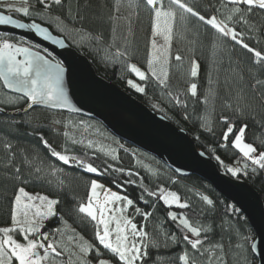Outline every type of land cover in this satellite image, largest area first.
<instances>
[{
    "label": "snow or ice",
    "instance_id": "1",
    "mask_svg": "<svg viewBox=\"0 0 264 264\" xmlns=\"http://www.w3.org/2000/svg\"><path fill=\"white\" fill-rule=\"evenodd\" d=\"M66 2L20 0L17 6L0 0V8L32 19L31 23H23L12 15L0 13V25L29 29L45 40L63 44L64 40L54 37L49 27L35 22V17L47 16L50 26L55 25L61 33H67L65 39L75 34L81 43L94 44L98 53H104L105 59L122 64L139 81L145 82L142 85L132 79L127 81L136 92L146 93V85L154 80L164 90L169 103L185 110L190 100L193 105H203L204 115L200 120L205 130L213 132L215 120L221 121L225 126L222 146L230 143L242 156V165L238 161L237 166L227 167L232 176L248 175L249 162L253 174L264 170V138L257 137L251 143L245 138L248 121L256 122L257 115H264V48L257 46L262 42L257 37L264 38V0H216L215 4L209 2L211 11L208 13H203L195 2L189 4L188 0H129L126 8L122 0H116L109 17L113 27L108 38L82 25L77 27L74 21H83V17L79 11L73 16L70 7L66 15H53V10ZM142 6L147 8L151 20L143 70L130 62L133 52L129 40V36H134L133 15L138 20L137 10ZM193 19L197 23H193ZM120 21L127 24L123 35H118ZM177 25L181 28L179 36ZM177 38L188 40V46L173 52ZM253 40L256 45L251 43ZM14 41L10 33L0 32V81L4 88L19 95L6 93L0 103L17 105L23 101L28 109L43 105L79 111L64 87L63 62L56 60L47 48L42 49L44 55L32 50L40 45L24 46L28 43L24 37ZM236 46L251 54L250 57L235 56ZM198 49L210 51L211 56H204L203 51L197 56ZM173 60L184 84L183 88L175 90L171 85ZM202 70L203 85L199 81ZM217 102L222 112L214 118ZM152 106L164 111L160 103ZM188 118L185 111V119ZM27 123L32 126L31 121ZM62 123L58 119L52 121L53 126ZM68 126L64 124V128ZM260 127L264 128V120L260 121ZM31 135L38 137L50 157L64 165L74 163L87 173L100 175L107 174L110 169L125 171L108 165L101 172L92 163L66 154L67 148L57 150L38 125L33 127ZM63 135L69 137V132L64 131ZM18 138V126H0V204L4 205L6 213V219L0 223V264H255L258 244L254 236L228 225L227 242L213 239L215 228L223 233L225 226L223 222L219 225L206 222L211 209L182 201L176 191L163 186L156 191L143 187L139 201L155 208V203L146 199L147 196L162 201L169 208L176 206L188 210L167 211L164 222L156 219L154 212L139 207L128 195L112 191L95 179L88 184L86 199L73 197L69 202L65 180L61 178L63 169L47 163L46 157L35 149L29 151L14 143ZM71 140L73 144L83 143V140ZM88 146L92 147L93 141L89 140ZM100 150L113 160L117 159L116 149L102 146ZM127 174L139 176L138 172L128 171ZM125 183L135 184L136 181L129 179ZM37 185L43 190L29 191ZM200 200L213 206V200L207 195H201ZM236 211L233 208V212ZM137 216L141 218L139 222ZM167 221L172 222L175 230L166 227ZM81 224L85 228H81ZM88 224L93 229L91 238L84 235ZM233 235L238 239L234 240ZM261 256L264 257V251Z\"/></svg>",
    "mask_w": 264,
    "mask_h": 264
},
{
    "label": "trees",
    "instance_id": "2",
    "mask_svg": "<svg viewBox=\"0 0 264 264\" xmlns=\"http://www.w3.org/2000/svg\"><path fill=\"white\" fill-rule=\"evenodd\" d=\"M116 0H67V2L62 7H57L53 10V15L60 14L66 15L67 10L70 7L72 15L76 16L79 11V15L83 17V21L77 19L74 21L77 27L81 25L90 29L93 33H102L105 38H108L111 34V29L113 27V22L110 21L109 17L112 14V8ZM123 4L126 5L129 0H122ZM197 3L201 8L203 13H208L211 11L208 8L209 2L215 4L216 0H188L189 4ZM39 7L38 5L36 6ZM139 13V19H136V16L133 15L132 18V29L134 36H129L131 42V50L133 56L130 62L136 63L143 69L146 68V58L148 51V37L150 36V15L145 7H141L137 10ZM0 13H5L8 15L15 16L23 21L32 22V19L24 17L22 14L15 12H7L0 8ZM35 21L43 24L46 27H49V30L58 36H62L65 39L67 33H61L58 29L55 28V25H49L48 17L45 16L43 19L40 17H35ZM193 23H197L193 19ZM201 31H204V27L201 25ZM127 31V24L124 21L119 22L118 35H123ZM181 28L177 25V34ZM15 41H18L20 37L13 36ZM257 39H263L257 37ZM14 41V42H15ZM65 41L77 51L83 53L93 65L97 74L102 76L115 83L120 88L128 91L134 95L137 99L146 104L150 109L163 115L169 121L174 123L179 128L186 131V133L192 137L195 141L197 147L204 151L207 155L212 157L218 164V167L221 171L228 173L227 165L228 164H243V159L238 150L231 147V144L227 147H223L222 141V132L225 130L224 124L215 120L214 131L208 132L202 126V121L200 116L204 115L203 105L196 104L193 105L192 101H189V107L185 110L183 107L176 106L174 103H169V98L164 95V90L157 86L154 80L150 81L146 85V93H138L136 90L129 86L127 81L129 79H134L135 75L130 73L122 64L114 63L110 60L104 58L103 52H97L96 46L92 43L83 42L81 43L78 36L75 34L72 37H68ZM253 45H256V41H251ZM25 45H28L26 43ZM188 46V40L184 39H175L173 52L177 49H185ZM258 46V45H257ZM231 48V44H229ZM201 51L204 52V56H211V52L208 50H197V56H201ZM235 56H239L242 59H248L251 54H248L245 50L241 49L239 46H236L234 53ZM202 69L204 66L203 57H201ZM200 84H204V71H201L199 77ZM145 82L141 81L143 85ZM172 90H175L177 87L183 88V79L178 76L176 72V63L173 60L172 63V79H171ZM6 93V92H4ZM8 94V93H7ZM221 95H223V89H221ZM154 103H160L161 107L164 108V111H160L157 108H153ZM23 101L17 105H6L0 103V106L7 109L13 110L24 106ZM185 111H187L188 119H185ZM222 112L221 105L219 102L216 103L215 112L213 113L214 118L218 117ZM52 113V111L44 108H32L27 113L18 115L15 117L5 116L0 114V126L12 125L14 128L18 126L19 138L14 141L18 143L20 147L27 148L29 151L35 149L40 152L43 156L46 157V162L53 164L56 167L63 169L62 179L65 180V190L68 192V201L72 202L73 197L76 199H83L84 195L87 193L88 184L92 179L97 180L98 182L104 184L106 187H110L120 194L128 195L129 198L137 202L138 206L144 209L145 211L154 212L155 218L161 222L166 221L167 211L175 212H187L186 209H179L176 206L169 208L165 206L162 201L155 200L154 198H149L146 196V199L155 203V208H150L148 205H145L143 202L139 201V196L143 193V187H147L150 191H156L159 187L163 186L171 191H176L178 195L181 196L182 201H188L196 205L199 208L211 209L207 214V223H215L216 225L224 223L225 231L222 233L219 228H215V235L212 237L215 240L223 239L224 242L228 240V225H231L233 229L239 230L241 233L247 235L250 234L254 236V233L242 213L227 199L220 195L207 181L196 175L189 176H178L174 171L167 168L163 163L155 159L153 156L132 147L131 145L123 142L126 146L130 147L133 150L144 155L146 158L150 159L151 165L156 167L157 171L151 173L142 165L134 164L132 156L125 150L120 149L118 158L113 160L109 157L102 155L99 152L89 150L79 144H73L69 141H64L65 147L68 151L66 154L70 156H77L86 162L92 163L96 166L101 172L108 165H113L114 168H123L125 171L113 172L111 169L105 175H100L98 173H87L82 168L76 164L64 165L63 162L56 160L55 157H50L47 153V150L44 149V146L39 142L38 137L31 135L33 127L39 126V129L44 133L46 139L49 143L53 145L57 150H59V138L56 135L53 127L45 121L46 114ZM60 114L67 115L69 117H75L79 119H85L88 121L95 122L103 131L109 133L98 121L90 118H85L82 116L68 114L60 112ZM230 114V113H225ZM41 115V116H40ZM264 120V115H257L256 122L252 120L248 121L249 127L246 130V141L255 142L257 137L264 138V128L260 127V121ZM28 121H31V127L28 126ZM27 133V135H26ZM110 134V133H109ZM115 138L114 136H112ZM116 139V138H115ZM231 139V138H230ZM62 144V143H61ZM63 149V150H64ZM62 150V151H63ZM264 150V149H262ZM219 156L220 160H217L216 157ZM222 161V163H221ZM252 166L249 162V174L243 175L240 174L238 177L247 181L252 185L260 194L263 204H264V170H258L255 174L251 172ZM128 171L133 173H139V176L132 175L128 176ZM232 176V175H231ZM140 177H143L141 181ZM135 180V184H126L127 180ZM175 180L176 183L172 181ZM123 185V187H120ZM38 185L32 188H29V191H42ZM201 195H207L210 199L213 200V206H207L203 204L200 200ZM233 208L237 209L236 212H233ZM195 218V217H194ZM6 219V213L4 211V205L0 204V223ZM141 218L138 216L136 221L139 222ZM149 225L152 224V220L148 221ZM81 228H85L84 224L80 225ZM166 227H169L171 230H175L174 225L171 221L166 222ZM86 237L91 238L93 235V229L90 224L87 225V229L84 232ZM233 239H238L233 235ZM251 258V257H250ZM255 259V257H254ZM256 262V259H255Z\"/></svg>",
    "mask_w": 264,
    "mask_h": 264
},
{
    "label": "water",
    "instance_id": "3",
    "mask_svg": "<svg viewBox=\"0 0 264 264\" xmlns=\"http://www.w3.org/2000/svg\"><path fill=\"white\" fill-rule=\"evenodd\" d=\"M13 18L23 23H31L15 16ZM41 26L46 27L43 24ZM0 32L12 33L42 45L62 61L65 67V90L71 103L79 111L43 105L33 108L94 119L111 135L153 156L178 176L196 175L210 183L246 218L258 244L254 254L255 264H264V257L261 256L264 251V204L259 192L252 185L221 171L217 162L197 147L185 130L150 109L128 91L97 74L90 60L71 47L62 36L50 31L54 37L64 40L63 44H56L43 39L32 30L12 25H0ZM0 83L6 92L19 95L4 88L2 81ZM30 110L26 104L13 110L0 106V114L9 117L22 115Z\"/></svg>",
    "mask_w": 264,
    "mask_h": 264
},
{
    "label": "rangeland",
    "instance_id": "4",
    "mask_svg": "<svg viewBox=\"0 0 264 264\" xmlns=\"http://www.w3.org/2000/svg\"><path fill=\"white\" fill-rule=\"evenodd\" d=\"M7 2L16 4L17 6L20 5V0H7ZM1 9L5 10L4 8H1ZM261 41L262 42L260 45H258V47L264 48V40L261 39ZM160 42H162V41H160ZM132 80L136 83H141V81H139V79L136 76ZM5 94L6 93H4V90L0 86V100L5 99ZM45 117H46L45 121H47L48 124H50L53 127V129H55L54 131L56 132V135H58L57 137L59 138V141H60V143H59V145H60L59 150L60 151H62L64 149L63 147H65L64 141H69L72 143L71 138H75L78 141L83 140L82 144L78 143L79 145H81V146H83L89 150L99 152L102 155L109 157V158H111L110 155H106L105 152H102L100 150L102 146L105 149H108V148L116 149L115 155L117 156V158H118L119 150L123 149V150L127 151L132 156L134 164H137L139 166L142 165L151 173H155L157 171L156 170L157 168L151 165V163H153V162H151L150 159L146 158L144 155L137 152L136 150H133L130 147L126 146L123 143V141L119 140L118 138H116V137H115L116 139L113 138L112 137L113 135L107 133L106 131H103L93 121H88L85 119H79V118H75V117H69L67 115L60 114V112H55V111H52V113L46 114ZM57 119L61 120L63 123L61 125L53 126L52 121L57 120ZM64 124H68L69 125L68 128H64ZM64 131L69 132V137H65L63 135ZM89 140L93 141L92 147L88 146ZM121 145H123V147H121ZM235 166H237V164L231 163V164L227 165V167H235ZM106 188H110V187H106ZM111 190L115 191L114 189H111ZM87 194H88V190H87V193L84 195L83 199H86ZM131 211H132V209H129L130 213H131Z\"/></svg>",
    "mask_w": 264,
    "mask_h": 264
},
{
    "label": "flooded vegetation",
    "instance_id": "5",
    "mask_svg": "<svg viewBox=\"0 0 264 264\" xmlns=\"http://www.w3.org/2000/svg\"><path fill=\"white\" fill-rule=\"evenodd\" d=\"M12 36H16V35H14V34H12V33H10ZM16 37H18V36H16ZM27 41V40H26ZM35 43H32V42H30V41H28V45H24V46H32V45H34ZM36 45H39V44H36ZM41 47L40 48H35V47H33L32 48V50H34V51H40L43 55L45 54V53H43V51H42V49L43 48H46V47H44V46H42V45H40ZM50 52V51H49ZM51 53V52H50ZM52 54V56L53 57H55V55L53 54V53H51ZM49 58H51V57H49ZM56 58V57H55ZM56 60H58L57 58H56ZM59 61V60H58ZM0 86L2 87V85H1V83H0ZM2 89H3V87H2ZM4 90V89H3ZM4 92H6L5 90H4ZM6 93H8V92H6ZM8 95H10V96H14V95H16V94H11V93H8ZM23 104H26L25 102H23Z\"/></svg>",
    "mask_w": 264,
    "mask_h": 264
},
{
    "label": "bare ground",
    "instance_id": "6",
    "mask_svg": "<svg viewBox=\"0 0 264 264\" xmlns=\"http://www.w3.org/2000/svg\"><path fill=\"white\" fill-rule=\"evenodd\" d=\"M103 198V193H101V199Z\"/></svg>",
    "mask_w": 264,
    "mask_h": 264
},
{
    "label": "built area",
    "instance_id": "7",
    "mask_svg": "<svg viewBox=\"0 0 264 264\" xmlns=\"http://www.w3.org/2000/svg\"><path fill=\"white\" fill-rule=\"evenodd\" d=\"M250 166H252V165L250 164Z\"/></svg>",
    "mask_w": 264,
    "mask_h": 264
}]
</instances>
